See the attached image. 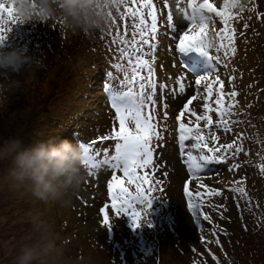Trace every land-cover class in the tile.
<instances>
[{"label": "rangeland", "instance_id": "rangeland-1", "mask_svg": "<svg viewBox=\"0 0 264 264\" xmlns=\"http://www.w3.org/2000/svg\"><path fill=\"white\" fill-rule=\"evenodd\" d=\"M212 2L217 7L223 4V0ZM154 3L160 12L159 29L153 49L145 47L153 72L152 82L146 80L145 84L151 89L147 94L154 102L152 111L162 139L152 141L156 167L144 170L157 197L148 212L151 227L142 219L143 225L133 228L129 215L111 212L107 191L111 169L106 166L91 169L89 175L85 164L86 177L69 206H35L45 211L63 234L67 255L74 264H264V16L256 15L264 13V0H241L246 5L242 18L233 21L237 51L235 55L223 56L221 50L223 58L212 72V76L225 81V93L233 88L238 92L237 103L228 117L238 123H231L229 132L213 128L219 137L213 146L236 140L242 151L233 156L234 149L222 150L226 159L221 163L209 161L198 180H189L187 157L175 118L193 95L197 98L190 109L203 112L205 85L197 88L194 78L211 71L212 65L202 53L179 52L175 48L173 34L183 23L178 8L186 7V0H168L177 25L174 29L167 26L169 8H165L164 0ZM253 3L256 8L250 10ZM120 12L123 6L113 13L115 23L112 19L106 30L91 35L68 31L59 19L0 25L10 29L3 42L6 49L20 48L27 55L41 57L42 64L30 74L27 66L22 67L11 74L13 79L8 83L0 80V93L5 97L0 102V138L20 135L29 143L38 138L60 137L86 145L95 140L93 147L97 149L111 147V141L101 142L97 137L110 132L115 122L111 104L121 100L106 85L110 83L118 90L125 74L128 79L133 75L126 58H121L120 49L127 48L135 57L134 50L121 44L116 36L117 28L121 35L124 29ZM213 19L219 30L222 24L218 18ZM245 23L247 28L243 27ZM128 31L130 41L131 28ZM195 61L203 63L193 71ZM143 75L148 76L147 68ZM139 83L136 80L137 91ZM165 111L166 119L162 115ZM181 119L185 123L195 121L187 111ZM184 143L190 146L193 141ZM189 150L197 152L190 147ZM234 164L239 168H233ZM234 181H242L247 197L232 190L240 187ZM185 183L190 192L204 194L198 204L199 216L187 207ZM208 188L219 189L220 194L208 195ZM130 190H134L133 186ZM193 203H197L196 198ZM29 206L31 202L24 196L8 199L0 194V264H7L13 243L25 228L22 211ZM102 209L109 213L110 229L103 223ZM204 215L209 219L205 220Z\"/></svg>", "mask_w": 264, "mask_h": 264}, {"label": "snow or ice", "instance_id": "snow-or-ice-1", "mask_svg": "<svg viewBox=\"0 0 264 264\" xmlns=\"http://www.w3.org/2000/svg\"><path fill=\"white\" fill-rule=\"evenodd\" d=\"M119 3L120 7L123 6V12H120V16L121 20L124 21V29L123 35H121L120 29L117 28L116 36L121 44L127 45L135 52L133 58L132 53L127 48L119 50L121 58H126L133 75L131 79H128L127 74H125L124 80L121 81V88L118 90L114 89L110 83L106 85V89L115 92L120 97L121 102L114 100L111 104V107L115 109V122L110 132L105 136L97 137V140L101 142L111 141L112 144L110 148L104 147L102 149L93 147L96 143L95 140L87 144L88 158L85 164L90 169L89 175L92 174L91 169L102 166L111 169V178L107 181L111 212L116 215H129L133 228L141 227L143 224H148L151 227L148 212L152 201L157 197L153 195L155 189L144 170L156 167L152 141L153 138L159 140L162 137L157 131L159 124L155 121L152 111L154 102L147 94L151 89L146 88L145 84L146 80L151 83L153 76L151 61L146 58L148 53L145 52V47L149 50L154 47L159 29L160 12L156 8L154 0H119ZM164 6L169 8L168 0H164ZM120 7L117 9L118 12ZM245 7L246 5L241 3V0H223V4L219 7L212 0H186V7L178 8L183 23L180 30L173 34L175 48L179 52L194 50L202 53L208 56L212 65L211 71L194 78L197 88H200L202 83L205 85L203 89V112L198 114L190 109L189 105L197 98L196 95H193L183 104L180 114L175 118L178 122L179 140L187 157L189 180L199 179L202 169L206 167V162H223L226 156L222 154V150L226 152L234 149L233 156L242 151L241 144L237 143L236 140L227 145L213 146L219 141V137L212 131L213 128H222L225 132H229L231 131L230 124L238 123L228 119L237 103L235 97H237L238 92L233 88V90L225 93V81L218 75L212 76V72L218 69L223 58L220 55L221 50H223V56L235 55L237 30L233 26V21L242 18L241 13ZM255 8L256 5L253 3L250 10H255ZM15 11L13 0H0V25L6 22L16 23L18 18ZM256 15L262 17L264 13L257 12ZM213 17L218 18L222 24L219 30L214 27L216 21ZM112 19L115 23V18ZM128 19H131V24L128 23ZM167 26L169 29L177 27L170 8L167 12ZM243 27L247 28L248 24L245 23ZM129 28L132 30L130 41L127 40ZM8 31L10 29L0 27V44H3L7 39ZM213 50H215V54H213ZM144 68L148 69L147 77L143 75ZM108 75L111 76V73ZM179 79L180 81L183 80L182 77ZM229 79L234 78L230 77ZM136 80L140 81L139 91L135 89ZM183 87V83H180V88L183 89ZM226 96L228 97L227 103L225 101ZM185 111L195 117L194 122L185 123L181 119ZM162 115L165 119L167 118L166 111ZM214 116L216 117L215 120ZM205 130L208 131L205 132ZM189 140L193 141L190 146L184 143ZM189 147L196 149V154L189 150ZM232 167L238 169L239 165L234 164ZM233 183H239L240 187H234L232 190L247 197L242 181H234ZM130 186H133L134 190H130ZM199 187L206 188L207 186L199 185ZM183 191L188 197V209L193 215L199 216L201 212L198 204L199 200L203 199L204 194L200 191L190 192L187 183H185ZM207 194L219 195L220 190L208 188ZM193 198H196V204L193 203ZM137 205H142V207H137ZM220 208H223V205H220ZM101 211L103 223L110 229L112 224L109 213L104 209ZM142 219L146 221L143 224L141 223ZM204 219L208 220L209 217L204 215ZM216 242L219 243L218 240Z\"/></svg>", "mask_w": 264, "mask_h": 264}, {"label": "clouds", "instance_id": "clouds-1", "mask_svg": "<svg viewBox=\"0 0 264 264\" xmlns=\"http://www.w3.org/2000/svg\"><path fill=\"white\" fill-rule=\"evenodd\" d=\"M20 23H40L59 19L73 33L91 35L106 30L119 0H13ZM111 13V15H110ZM27 66L30 72L42 66L20 48L0 45V80ZM5 99L0 93V102ZM86 144L68 138H38L26 143L20 135L0 138V194L5 198H27L32 206L22 211L24 230L13 243L7 264H74L67 255L63 234L45 211L35 205L67 207L86 177Z\"/></svg>", "mask_w": 264, "mask_h": 264}, {"label": "trees", "instance_id": "trees-1", "mask_svg": "<svg viewBox=\"0 0 264 264\" xmlns=\"http://www.w3.org/2000/svg\"><path fill=\"white\" fill-rule=\"evenodd\" d=\"M209 165H210V162H209Z\"/></svg>", "mask_w": 264, "mask_h": 264}]
</instances>
